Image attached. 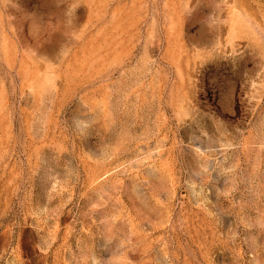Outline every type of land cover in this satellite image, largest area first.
I'll use <instances>...</instances> for the list:
<instances>
[{"label": "rangeland", "instance_id": "obj_1", "mask_svg": "<svg viewBox=\"0 0 264 264\" xmlns=\"http://www.w3.org/2000/svg\"><path fill=\"white\" fill-rule=\"evenodd\" d=\"M0 264H264V0H0Z\"/></svg>", "mask_w": 264, "mask_h": 264}]
</instances>
